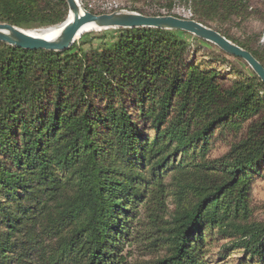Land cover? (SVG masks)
I'll use <instances>...</instances> for the list:
<instances>
[{"label": "trees", "instance_id": "trees-1", "mask_svg": "<svg viewBox=\"0 0 264 264\" xmlns=\"http://www.w3.org/2000/svg\"><path fill=\"white\" fill-rule=\"evenodd\" d=\"M190 6L189 20L264 69V47L211 26L246 19L248 6ZM67 17L65 0H0V24L24 31ZM112 33L83 34L66 52L0 42V264H127L145 242L163 252L145 264H212L214 230L230 233L217 258L264 264V225L246 219L264 176V83L184 32ZM226 57L248 72L212 68L232 70ZM216 143L228 151L211 159Z\"/></svg>", "mask_w": 264, "mask_h": 264}, {"label": "rangeland", "instance_id": "rangeland-1", "mask_svg": "<svg viewBox=\"0 0 264 264\" xmlns=\"http://www.w3.org/2000/svg\"><path fill=\"white\" fill-rule=\"evenodd\" d=\"M81 7H87L90 10H93L97 13L110 14L112 12H119L128 10H142L147 13H157L159 15L165 16L170 14L172 16L178 17L179 19L189 20L192 16L190 10L192 0H83L82 2L78 0ZM234 3L238 5L243 4L245 8L248 6L250 14L246 19H241L239 15L234 17L230 21L217 24L212 23V28L218 27V30L222 33L228 34L234 40L239 42L250 43L252 46H261L264 47V0H234ZM134 13V12H133ZM52 29V28H51ZM105 32L107 36L113 35L112 30H105L93 33ZM91 33V32H90ZM89 34V33H86ZM81 38V37H80ZM79 38V39H80ZM185 38H188L186 36ZM78 39V40H79ZM77 40V41H78ZM205 46V45H204ZM205 51L218 53V48L212 44L205 46ZM195 50L191 47V51ZM207 60V59H206ZM227 62L229 63L230 70L225 67H220L218 64H212V68H218L219 72L222 74H229V78H234V72H248V67H245L242 63L237 62L231 58L226 57ZM207 62V61H206ZM146 127V126H145ZM146 134L149 136L152 135L151 131H146ZM228 151V148L221 145V143H216L214 149L211 153V159H220ZM250 198L248 203V209L246 217L248 223L256 225H264V176L263 178L256 182L250 192ZM173 199L166 200L167 212L163 217L164 224L162 228L167 227V223L171 222V214L174 211ZM167 224V225H166ZM207 231V230H206ZM214 242L208 247V255L213 263L212 264H239V259L241 258V253H229L223 259L217 258V253L220 252L223 246L230 244L229 234L222 235L218 233L217 230L213 231ZM139 244H134L129 249V257L127 259V264H145L146 262L152 261L156 258H159L163 255V252L160 251L157 247H149L148 242L144 243L141 247ZM141 245V244H140Z\"/></svg>", "mask_w": 264, "mask_h": 264}, {"label": "water", "instance_id": "water-1", "mask_svg": "<svg viewBox=\"0 0 264 264\" xmlns=\"http://www.w3.org/2000/svg\"><path fill=\"white\" fill-rule=\"evenodd\" d=\"M65 2L68 17L53 38L46 40L33 37L24 30L8 24H0V42L28 51L66 52L83 34L90 32L133 28L178 31L190 34L214 45L226 55L242 60L264 83V69L250 53L237 47L217 32L192 20L172 16L147 17L125 11L93 15L85 11L78 0H65Z\"/></svg>", "mask_w": 264, "mask_h": 264}, {"label": "bare ground", "instance_id": "bare-ground-1", "mask_svg": "<svg viewBox=\"0 0 264 264\" xmlns=\"http://www.w3.org/2000/svg\"><path fill=\"white\" fill-rule=\"evenodd\" d=\"M61 26L56 27V28H52L49 30H39V31H26L27 34H29L30 36L33 37H39V38H43V39H50L53 38L59 31Z\"/></svg>", "mask_w": 264, "mask_h": 264}]
</instances>
